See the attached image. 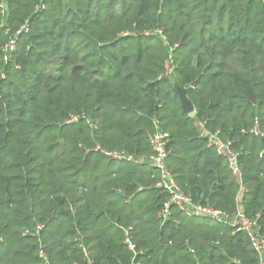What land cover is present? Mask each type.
<instances>
[{
	"label": "trees",
	"instance_id": "trees-1",
	"mask_svg": "<svg viewBox=\"0 0 264 264\" xmlns=\"http://www.w3.org/2000/svg\"><path fill=\"white\" fill-rule=\"evenodd\" d=\"M157 129L194 202L264 235V0H0V264H258L244 231L163 221Z\"/></svg>",
	"mask_w": 264,
	"mask_h": 264
},
{
	"label": "built area",
	"instance_id": "built-area-1",
	"mask_svg": "<svg viewBox=\"0 0 264 264\" xmlns=\"http://www.w3.org/2000/svg\"><path fill=\"white\" fill-rule=\"evenodd\" d=\"M203 134L208 136L209 145L217 146L218 152L229 155L231 167L234 172L239 173L237 155L230 151L229 145L224 143L217 133H210L204 128ZM151 144L153 153L150 155L149 159L151 164L160 172L158 186L168 192L170 197L169 200L165 202L164 207L160 212L163 221H166L171 216L172 206L174 205L178 209L188 213L190 216L207 217L215 223L229 225L236 230L244 231L249 237L254 250L257 252L259 258L258 264H264V235L261 234L256 221L248 217L241 207L238 208L236 213L231 214L223 209L194 202L192 197L182 190L167 166V158L169 155V133L157 129L151 137ZM104 153L107 156L120 161H143L142 158L136 159L133 154L126 150L105 151ZM130 246L133 248L132 245ZM45 264H48V260H46Z\"/></svg>",
	"mask_w": 264,
	"mask_h": 264
},
{
	"label": "water",
	"instance_id": "water-1",
	"mask_svg": "<svg viewBox=\"0 0 264 264\" xmlns=\"http://www.w3.org/2000/svg\"><path fill=\"white\" fill-rule=\"evenodd\" d=\"M176 91L179 95L183 111L188 114L193 113L195 110V107L193 103L191 102V100L186 95V90L181 87H177ZM262 141L264 142V138H262Z\"/></svg>",
	"mask_w": 264,
	"mask_h": 264
}]
</instances>
